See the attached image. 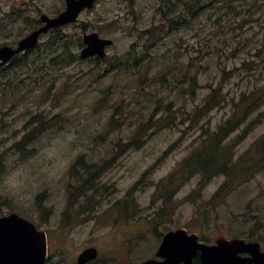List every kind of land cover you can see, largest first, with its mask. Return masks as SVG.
<instances>
[{
	"label": "rangeland",
	"instance_id": "rangeland-1",
	"mask_svg": "<svg viewBox=\"0 0 264 264\" xmlns=\"http://www.w3.org/2000/svg\"><path fill=\"white\" fill-rule=\"evenodd\" d=\"M40 1L47 6L58 2ZM163 1L100 0L95 10L60 31L63 40L58 41L56 34L44 37L27 59L31 69L17 68L18 73L5 80L6 87L11 88L0 86V212L4 216L16 213L47 231L53 262L75 264L84 249L94 246L99 250L97 264H140L154 257L165 233L178 228L197 232L210 243L221 234L250 237L264 248V172L225 200H212L224 182V177H216L196 200L188 197L198 190V178L182 187L173 202H152L157 184L201 146V127L213 130L231 116V102L256 87H264V0L255 5L257 12L253 7V19L249 20L254 22L239 26L235 23L236 31L226 21V33L215 29L222 5L212 3L213 7H208L205 16L197 21L203 30L199 35L188 27L155 44L154 65L162 64V69L173 68L176 76H186V83L181 81L176 92L169 86L151 87L153 69L141 77L130 71L106 73L111 63L120 62L127 54L131 53L132 59L143 54L144 44H148L140 40V34L153 26L161 28L157 11ZM254 2L248 0L247 9ZM177 9L183 11L181 4ZM92 32L115 41L105 62L82 61L79 57V40L84 33ZM51 38L52 48H48ZM178 45L185 52L179 49L177 57ZM191 60L198 63L194 70ZM245 62L250 64L246 66ZM164 74L170 75L161 71L157 76ZM194 75L199 76L200 84L196 99L190 94ZM212 89H218L219 98L225 97L230 103L191 128L192 110L203 104ZM260 109L251 116L260 125L246 139H238L240 131L233 137L238 143L236 158L264 134V107ZM116 111V123L112 125L111 117ZM152 114L153 121L148 122ZM143 124L150 127L142 148L116 155L117 144L131 142ZM34 128L44 133L34 138L28 147L32 154L24 157L16 152L15 144ZM79 157L99 166L111 162L98 183L106 190L105 199L95 205L92 219L64 227L69 171ZM151 169L153 173L147 176L145 185L142 181L135 195L141 212L125 223V212L120 208L124 202L119 201ZM86 203L80 202L74 211ZM161 209L173 212L156 233L150 221Z\"/></svg>",
	"mask_w": 264,
	"mask_h": 264
},
{
	"label": "trees",
	"instance_id": "trees-1",
	"mask_svg": "<svg viewBox=\"0 0 264 264\" xmlns=\"http://www.w3.org/2000/svg\"><path fill=\"white\" fill-rule=\"evenodd\" d=\"M247 1L248 0H192L190 3L183 4L185 8L181 13H178L176 10L177 8L167 5V22L161 27V29H157V31L152 34V42L154 43L158 39H162L163 37L160 35L164 32H167L166 35H174L188 27H191L192 30L199 35V33L203 30L198 27L197 21L205 16V10L208 7H213L212 3L214 6L216 4L222 5L220 8L222 9V14H219L217 18L215 29H221L223 33H226L223 26V22L225 21L227 22V26L231 27L233 31H236L234 27L235 23L238 26L240 24L250 25L254 22L253 20H249L253 19V7L257 5L259 0H255V2L250 5L252 8L248 9ZM255 7L257 12L258 7ZM187 11H189V19L187 18ZM225 17H227V20L224 19ZM241 27L242 26L237 29L240 30ZM227 40H229V38ZM247 40L248 39H246V42ZM48 47L51 48L52 45L49 43ZM144 47H146V49L143 51L142 55L132 59L131 53L127 54V56L123 57L120 62L113 63L110 68H121L124 73H131V75L135 76L140 73L142 67L149 65V67L146 68L147 73L151 72L152 69L155 70L151 87L157 85H160V88L169 86V88H171L174 92L179 89L182 85L181 83H186V76H176L173 68L162 69V64L154 65V61L157 57V54L153 52L155 49L154 45L148 43V45H145ZM179 49L185 52V49L178 45V51L176 53L177 57L179 56ZM198 51L202 53V50ZM168 53H171V49ZM170 60L171 58L168 61ZM191 62L192 69H196V67H198V63L192 60ZM249 64V62H245L246 66ZM27 66L28 69H31L28 63ZM127 71L130 72L128 73ZM161 71L167 72L170 75L164 74L158 78L157 74H160ZM6 85L7 82H4L3 86H5L6 89L12 87H6ZM199 85V76H192V89L190 93L192 99L197 98L196 90ZM219 97V90L212 89V92L205 98L203 104L197 105L192 110L191 128L198 126L214 110L220 109L230 103L225 97L222 99ZM106 98L107 95L103 97V100ZM158 104H160V101H158ZM231 104L232 114L224 123L219 124L213 130L210 127H201V146L184 159L182 163L179 164L177 169H175V171L172 172L165 180L157 184V190L152 202H156L160 199L164 202H173L182 187H184L191 180L198 178V190L193 191V193L188 197V200H196V197H200L199 193L204 191L216 177H224V182L215 192L212 200H225L238 187L253 180L257 175L264 172V134H262L252 144L248 151L237 158L234 150L238 143L234 142L233 138L235 133L239 130L240 133H238V139H246L257 128V126L260 125L259 120H252L251 116L261 110L260 108L264 107V87H256L254 90L242 94L238 101L231 102ZM117 111L114 112L111 117L112 125L116 123ZM153 116V114L150 115L148 122L153 121ZM151 125L155 127L156 124L152 123ZM140 127L141 128H139V131L135 134L131 142L117 144L119 152L116 155L130 151L131 149L142 148L144 138L147 135V129L150 126L143 124ZM43 133V129L34 128L32 132H29L22 138L21 141L15 144L16 152L20 153L24 157H26V155L27 157L31 155L32 152L28 147L33 143L36 136L38 137L39 134ZM167 154L168 153H166L165 156ZM110 165V161H106L99 166L96 163L87 162L84 157H79L71 166L69 171V183L67 186L69 203L65 213L63 214L64 227L85 223L88 219H92L91 217L93 215L95 205L105 199L106 190L103 186L100 187L98 183L103 174L107 172ZM152 173L153 169L147 171L146 175H144L143 178L126 193L125 197L119 201L124 202L120 208L125 212V223L135 219L141 212L135 203V195L139 191L142 181L144 180L145 185V179ZM43 196L44 195L40 196L39 199H42ZM80 202L87 203L81 204V209L78 212L74 211V208L77 207ZM172 212L173 209H168L167 211L165 209H161L150 221L151 226L156 233L159 227L165 222L166 217H169ZM49 264L58 263L50 261Z\"/></svg>",
	"mask_w": 264,
	"mask_h": 264
},
{
	"label": "water",
	"instance_id": "water-1",
	"mask_svg": "<svg viewBox=\"0 0 264 264\" xmlns=\"http://www.w3.org/2000/svg\"><path fill=\"white\" fill-rule=\"evenodd\" d=\"M96 0H67L66 11L56 19L44 17L47 25L42 29L33 32L15 51L19 53L24 49L35 48L39 36L47 33L52 28H58L77 21L79 14L86 8L91 9ZM85 49L81 53V59L86 60L94 57L105 58L106 48L113 45V41L101 39L97 33L85 35ZM10 57V56H9ZM20 221L28 226L29 232L38 238L40 250L33 253L31 250L22 248L19 243L18 233L9 227V222ZM0 224L4 225L0 233V264H46L48 257V242L45 232L39 231L36 226L18 214H11L0 217ZM260 244L246 243L244 240H228L219 237L215 245L199 243V235H189L184 228L168 233L157 252L162 261L150 260L142 264H194L193 258L200 251L202 264H247L245 259L240 257L243 253H250L253 256L252 263L264 264V253L261 252ZM98 251L95 248L84 250L78 257L77 264H88L97 259Z\"/></svg>",
	"mask_w": 264,
	"mask_h": 264
},
{
	"label": "flooded vegetation",
	"instance_id": "flooded-vegetation-1",
	"mask_svg": "<svg viewBox=\"0 0 264 264\" xmlns=\"http://www.w3.org/2000/svg\"><path fill=\"white\" fill-rule=\"evenodd\" d=\"M99 2L100 0H97L93 9H85L81 15L95 10ZM65 9V0H58L52 6H47L45 1L40 0H0V79L10 78L22 64L27 66V59L36 49L30 51L25 49L20 53H15L14 51L27 39L28 35L45 26L46 23L42 21L43 16L56 18ZM125 12H127V9ZM64 28L53 29L47 34L41 35L40 44L43 43L42 39L44 37L60 34V31ZM4 60L7 61L4 62ZM229 238L232 239L233 237ZM203 243L213 244V242L205 241ZM262 251L264 252V249ZM241 257L246 259L248 264H254L252 263L253 256L250 253H244ZM193 260L195 264H202L201 254L198 253Z\"/></svg>",
	"mask_w": 264,
	"mask_h": 264
},
{
	"label": "snow or ice",
	"instance_id": "snow-or-ice-1",
	"mask_svg": "<svg viewBox=\"0 0 264 264\" xmlns=\"http://www.w3.org/2000/svg\"><path fill=\"white\" fill-rule=\"evenodd\" d=\"M9 227L16 230L19 237V243L22 248H26L31 250L33 253H38L40 250V243L37 237L32 235L29 230L28 226L23 224L20 221H12L9 222ZM4 225L0 224V233L3 232ZM208 264H212L211 260L208 261Z\"/></svg>",
	"mask_w": 264,
	"mask_h": 264
}]
</instances>
